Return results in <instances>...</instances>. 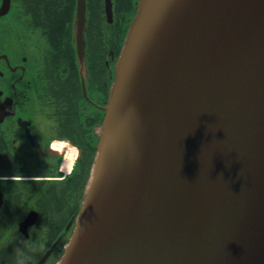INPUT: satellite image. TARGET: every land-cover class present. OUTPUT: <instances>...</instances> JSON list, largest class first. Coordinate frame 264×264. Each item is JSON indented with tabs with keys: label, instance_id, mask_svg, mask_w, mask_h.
<instances>
[{
	"label": "water",
	"instance_id": "obj_1",
	"mask_svg": "<svg viewBox=\"0 0 264 264\" xmlns=\"http://www.w3.org/2000/svg\"><path fill=\"white\" fill-rule=\"evenodd\" d=\"M103 109L56 264H264V0H139Z\"/></svg>",
	"mask_w": 264,
	"mask_h": 264
},
{
	"label": "flooded vegetation",
	"instance_id": "obj_2",
	"mask_svg": "<svg viewBox=\"0 0 264 264\" xmlns=\"http://www.w3.org/2000/svg\"><path fill=\"white\" fill-rule=\"evenodd\" d=\"M138 2L0 0V264L61 256Z\"/></svg>",
	"mask_w": 264,
	"mask_h": 264
},
{
	"label": "clouds",
	"instance_id": "obj_3",
	"mask_svg": "<svg viewBox=\"0 0 264 264\" xmlns=\"http://www.w3.org/2000/svg\"><path fill=\"white\" fill-rule=\"evenodd\" d=\"M25 239H21V243H23ZM28 252L24 247H17L16 249V261L17 264H26V261L28 260Z\"/></svg>",
	"mask_w": 264,
	"mask_h": 264
},
{
	"label": "bare ground",
	"instance_id": "obj_4",
	"mask_svg": "<svg viewBox=\"0 0 264 264\" xmlns=\"http://www.w3.org/2000/svg\"><path fill=\"white\" fill-rule=\"evenodd\" d=\"M73 155H74V153H73V151H72L71 154H70V156H69V158L71 159V158L73 157ZM70 165H71L70 162H64V164H63V169H64V170H69V169H70Z\"/></svg>",
	"mask_w": 264,
	"mask_h": 264
}]
</instances>
